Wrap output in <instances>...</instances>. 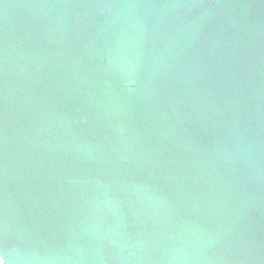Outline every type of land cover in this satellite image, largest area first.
<instances>
[{
    "label": "water",
    "instance_id": "water-1",
    "mask_svg": "<svg viewBox=\"0 0 264 264\" xmlns=\"http://www.w3.org/2000/svg\"><path fill=\"white\" fill-rule=\"evenodd\" d=\"M3 264H264V0H0Z\"/></svg>",
    "mask_w": 264,
    "mask_h": 264
},
{
    "label": "bare ground",
    "instance_id": "bare-ground-1",
    "mask_svg": "<svg viewBox=\"0 0 264 264\" xmlns=\"http://www.w3.org/2000/svg\"><path fill=\"white\" fill-rule=\"evenodd\" d=\"M0 264H3V260H2V258L0 257Z\"/></svg>",
    "mask_w": 264,
    "mask_h": 264
}]
</instances>
